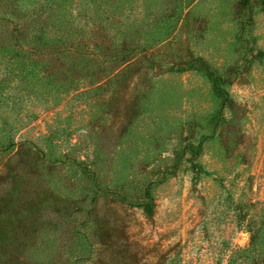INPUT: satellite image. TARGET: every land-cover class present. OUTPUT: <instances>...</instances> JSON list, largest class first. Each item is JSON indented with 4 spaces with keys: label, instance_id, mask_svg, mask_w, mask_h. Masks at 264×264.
Listing matches in <instances>:
<instances>
[{
    "label": "rangeland",
    "instance_id": "374dc122",
    "mask_svg": "<svg viewBox=\"0 0 264 264\" xmlns=\"http://www.w3.org/2000/svg\"><path fill=\"white\" fill-rule=\"evenodd\" d=\"M58 2L83 45L0 81V264H264V0Z\"/></svg>",
    "mask_w": 264,
    "mask_h": 264
},
{
    "label": "trees",
    "instance_id": "16d2710c",
    "mask_svg": "<svg viewBox=\"0 0 264 264\" xmlns=\"http://www.w3.org/2000/svg\"><path fill=\"white\" fill-rule=\"evenodd\" d=\"M54 4V0L42 2L40 9H28L17 0H4L1 4L0 24L8 26L0 37V72L5 74L0 81H51L55 75L48 72L49 65L43 57L64 59L73 48L78 51L83 45L67 30L63 16L58 15L61 3ZM24 19L27 21L22 24ZM14 144L12 139L6 148ZM151 191L150 185L145 187V199L140 203L147 212L152 211Z\"/></svg>",
    "mask_w": 264,
    "mask_h": 264
}]
</instances>
